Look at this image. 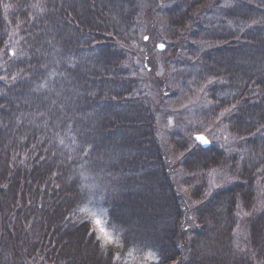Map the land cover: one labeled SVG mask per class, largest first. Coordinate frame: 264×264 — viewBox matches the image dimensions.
<instances>
[{
  "label": "trees",
  "instance_id": "obj_1",
  "mask_svg": "<svg viewBox=\"0 0 264 264\" xmlns=\"http://www.w3.org/2000/svg\"><path fill=\"white\" fill-rule=\"evenodd\" d=\"M140 9L139 0H0V264H264V0H178L163 10V86H209L218 108L234 109L239 140L230 154H190L189 199L136 76L134 47L159 31ZM213 169L233 181L193 205ZM239 204L250 213L241 240ZM131 206L142 217L121 214ZM94 208L116 239L106 253L89 235Z\"/></svg>",
  "mask_w": 264,
  "mask_h": 264
},
{
  "label": "rangeland",
  "instance_id": "obj_2",
  "mask_svg": "<svg viewBox=\"0 0 264 264\" xmlns=\"http://www.w3.org/2000/svg\"><path fill=\"white\" fill-rule=\"evenodd\" d=\"M141 5V19L146 25L150 24L159 28L156 33L145 32L141 38L143 43H139L134 47V51L139 54V58L135 59L136 65L138 63L136 76L141 79V83L146 90L150 104L156 113V137L166 154L167 161L171 166L172 177L177 190L183 198L189 199L192 186H187L185 180L188 173L185 172L184 162L190 158V154L195 152L197 148H201L198 143L193 140V136L197 134L205 135L210 141V148L218 150V152H225L230 154L236 152L235 146L239 142L237 138L229 131L230 117L233 113L232 107L218 108L216 101L210 99L208 91L209 86L201 89H191L189 92L178 93L175 86H170L167 83L163 86L162 80L167 75L165 68V59L169 56L160 55L163 49H159L158 45L164 44L167 47L170 34L164 29L163 10L167 7L173 6L178 0H139ZM149 37L145 40L144 37ZM195 47H202L200 44H193ZM214 45L208 43V46ZM164 47V48H165ZM10 56H13V50L8 49ZM12 53V54H11ZM147 59H142L143 57ZM144 60V61H143ZM1 68V66H0ZM1 79V76H0ZM165 88V90H163ZM166 94H163V91ZM219 109V110H218ZM202 149V148H201ZM206 150V149H205ZM262 180L264 181V169L260 172ZM203 177L206 181V192H204L200 201H192L193 205L202 204L207 200L216 190L222 189L231 183L233 180L229 175L221 169H213L205 171ZM92 190L101 195V190L105 191V186L96 185V181H88ZM107 184V183H106ZM116 195H119L120 186L116 182ZM109 190V184L106 185ZM259 199L261 206H264V183H260ZM97 195V196H98ZM150 196V195H149ZM121 201V198H120ZM122 202V201H121ZM129 206V204H127ZM122 206H124L122 204ZM121 206V207H122ZM130 208V207H129ZM124 212L121 208V214H128V220L140 216V209H133L132 206ZM129 210V212H128ZM92 228L94 227L92 221L100 219L104 221V213L102 209L98 208L89 212ZM250 213L242 210L240 204L238 206V227L236 231V239L241 240L245 236L242 219L249 216ZM142 217V216H140ZM106 226V225H105ZM112 234V232H110Z\"/></svg>",
  "mask_w": 264,
  "mask_h": 264
},
{
  "label": "snow or ice",
  "instance_id": "obj_3",
  "mask_svg": "<svg viewBox=\"0 0 264 264\" xmlns=\"http://www.w3.org/2000/svg\"><path fill=\"white\" fill-rule=\"evenodd\" d=\"M7 7V5L5 6ZM145 40H148L149 37L145 36ZM160 49H164L165 45L160 44L158 45ZM14 55V53H13ZM197 141H200L203 144L209 143L202 135H198L195 137ZM94 227L90 230L89 235L95 237V241L98 243V246L102 252H107V249L110 245H115L116 244V239L115 237L110 233L108 228L105 226L106 222L101 221L100 219H94L92 221ZM260 238L264 240V230L261 232ZM122 246V245H119ZM115 259H119V254L114 255ZM149 258L153 259V254H149Z\"/></svg>",
  "mask_w": 264,
  "mask_h": 264
},
{
  "label": "water",
  "instance_id": "obj_4",
  "mask_svg": "<svg viewBox=\"0 0 264 264\" xmlns=\"http://www.w3.org/2000/svg\"><path fill=\"white\" fill-rule=\"evenodd\" d=\"M160 49V48H159ZM198 135H202L206 140L208 139L205 135H203V134H197V135H194L193 136V140H195L197 143H198V145L202 148V149H209V147H210V145H211V143H210V141L209 140H207L209 143H207V144H203V143H201L200 141H197L196 139H195V137L196 136H198Z\"/></svg>",
  "mask_w": 264,
  "mask_h": 264
}]
</instances>
